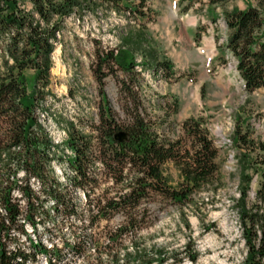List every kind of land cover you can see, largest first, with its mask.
Segmentation results:
<instances>
[{
  "label": "rangeland",
  "instance_id": "obj_1",
  "mask_svg": "<svg viewBox=\"0 0 264 264\" xmlns=\"http://www.w3.org/2000/svg\"><path fill=\"white\" fill-rule=\"evenodd\" d=\"M128 2L141 6L145 15L137 19L124 9L126 1L119 8L100 2L93 12L68 17L63 23L52 54L49 93L41 108L68 131L74 126L76 131L91 138L93 148L87 153L92 161L89 173L98 184L92 191L87 188L91 193L88 199L86 190L73 184L75 174L70 162L74 156H68L65 147L60 149L50 176L69 192L76 213L64 216L51 199H46L44 213L35 216L39 224L33 232L35 238L59 248L64 243L79 247L75 253L63 246L56 264H113V256L121 260L124 254L134 252L136 246L147 253L163 250L168 257L164 264H244L247 247L236 202L240 197L241 172L232 140L240 124L243 132L249 130L252 138L264 142V88L251 94L244 91L232 58L221 51L227 39L223 10L211 5L210 0ZM254 4L255 0H232L227 6L244 10ZM140 27L148 38L143 50L154 53L153 59L148 54L147 61L171 60L174 75L168 80L164 72L144 70L140 66L136 68V76L129 78L116 68L104 79L106 99H103L101 85L92 69L96 52L116 49L124 34ZM222 56L229 59L227 65L220 62ZM142 58L137 55L139 63ZM32 78L33 74L29 73L30 85ZM125 79L133 80L132 90L137 99L134 103L122 91L121 81ZM104 100L110 103L122 129L130 121L126 112L130 102L162 138L170 141H185L182 124L188 118H203L218 150V181L194 194L186 205L173 203L160 194L144 198L136 208L137 227L121 236L112 237L128 224L122 213L114 214L109 220L99 217L97 224H91L90 218L98 214L99 201L104 204L119 192H126L123 184H117L97 158L95 128L100 122ZM257 152H252L253 160L264 156ZM248 171L252 176L249 201L254 202L264 165L254 161ZM163 174L170 188H177L182 182L174 162L164 165ZM31 185L35 193L43 195L42 183L31 181ZM17 199L22 202L21 195ZM15 238L11 250L29 246L22 234H16Z\"/></svg>",
  "mask_w": 264,
  "mask_h": 264
},
{
  "label": "trees",
  "instance_id": "obj_2",
  "mask_svg": "<svg viewBox=\"0 0 264 264\" xmlns=\"http://www.w3.org/2000/svg\"><path fill=\"white\" fill-rule=\"evenodd\" d=\"M124 1V9L137 19L145 15L141 6H133L128 0H0V208L5 210V214L0 212V264H31V260L37 257L35 251L11 250L10 244L16 238L10 232L13 229L24 230L20 223L22 217L37 231L39 224L35 216L44 213L46 199H51L64 216L76 213L69 192L50 176L51 141L39 124L36 111L49 93L50 70L54 63L52 54L65 19L93 12L100 2L119 8ZM231 1L210 0V4L223 10L227 39L221 51L232 58L244 91L251 94L264 88V0H255L254 5L244 10L228 9ZM147 42L146 33L140 27L124 34L116 49L96 52L97 60L92 69L101 85L103 99H106L104 79L116 68L129 78L136 76V68L140 66L144 70L162 71L168 80L174 75L171 60L147 61L154 57L152 50L148 53L143 50ZM137 55L143 56L140 63ZM219 60L224 65L229 63L224 56ZM29 73L33 74L31 85ZM132 82V79H125L121 84L123 93L128 98L132 97L134 103L137 99ZM104 101L100 122L95 128L99 146L97 158L115 182L123 184L126 192H119L104 204L99 201L98 214L90 218L91 224H97L99 217L109 220L114 214L122 213L128 224L120 227L112 237L121 236L137 227L136 208L144 198L160 194L173 203L186 205L194 194L218 181V150L203 118H188L182 124L185 141H170L162 138L138 107L135 104L130 106V102L126 108L130 121L122 129L110 103ZM237 126L232 142L237 148L235 156L239 157L241 172L240 197L236 202L247 247L244 264H264V174L252 202L249 201L252 176L248 171L254 161L264 165L263 155L259 156L262 162L258 161L259 158L253 160L251 156L252 152L258 151L257 155L264 153V142L252 138L249 130L243 132L240 124ZM73 127L69 130L67 144L75 152L70 162L75 174L73 184L86 190V197L90 199L91 193L87 188L92 191L98 184L89 173L92 161L87 153L93 148L92 140ZM120 132H125L127 138L118 142L116 135ZM168 162H174L182 175V182L174 189L167 185L163 174V167ZM23 170L25 175L21 178L19 174ZM33 178L41 181L43 195L31 188ZM16 189L26 200L24 208L14 197ZM38 244L34 248L40 254L46 249L41 241ZM78 248L75 245L72 251L76 253ZM134 250L126 254L123 263L117 255L113 256V264H152L155 260L164 264L168 260L163 250L154 254L140 250L139 246Z\"/></svg>",
  "mask_w": 264,
  "mask_h": 264
},
{
  "label": "bare ground",
  "instance_id": "obj_3",
  "mask_svg": "<svg viewBox=\"0 0 264 264\" xmlns=\"http://www.w3.org/2000/svg\"><path fill=\"white\" fill-rule=\"evenodd\" d=\"M55 52V51H54ZM56 59V58H55ZM43 108H39L37 111V117L39 124L41 125L42 129L47 133L50 141H51V149L49 151L50 157H51V169L56 164L55 156L57 155V152L60 151L62 148H66L65 152L68 153V156H75L74 149H72L70 146L67 145L68 139H69V131L67 128L62 127L53 117L49 116L47 112H44L42 110ZM47 111V110H46ZM61 152V151H60ZM59 154V153H58ZM64 157V156H63ZM66 157V156H65ZM67 159V158H66ZM60 160V159H59ZM64 160V159H63ZM69 166V165H68ZM56 170V169H55ZM70 170V168H69ZM56 172V171H55ZM63 172V171H62ZM74 173V172H73ZM66 174V173H65ZM25 175L24 170L19 174V177H22ZM70 175V174H69ZM61 177V176H60ZM32 182H39V180L33 178ZM31 184V183H30ZM33 186V185H32ZM79 191V190H78ZM15 194V197L22 196V193L18 189L14 190L13 192ZM80 198V197H79ZM20 199V198H19ZM79 211V210H78ZM0 212L5 214V210L3 208H0ZM71 226V225H70ZM33 232H36L34 229L31 231L25 233L26 239L29 243V249H26L28 247L22 248V251L31 253L32 251H35L38 253L37 257L34 260H31V264H56L58 261V258L61 256V248H57V246L52 244H44L42 241V246L45 247V251H41L40 254L34 248L35 244H38L40 240H37L35 238V234ZM70 242V241H69ZM112 243V242H111ZM39 245V244H38ZM75 245L73 244L70 246L67 245V248L71 249ZM15 247V246H14ZM17 247V246H16ZM37 247V246H35ZM39 247V246H38ZM19 248H21L19 246ZM107 249V248H106ZM78 252V250L76 251ZM110 253V252H109ZM154 254V253H153ZM60 255V256H59ZM92 255V254H91ZM93 256V255H92ZM122 256V255H121ZM126 254H124L122 259L120 260V263L124 262ZM160 256V255H159ZM153 257L157 258L158 255H154ZM99 258V257H98ZM154 258V259H155ZM32 259V258H31ZM89 259V258H88ZM161 259V258H160ZM159 260V259H158ZM29 264V263H28ZM152 264H158L157 260H155Z\"/></svg>",
  "mask_w": 264,
  "mask_h": 264
},
{
  "label": "built area",
  "instance_id": "obj_4",
  "mask_svg": "<svg viewBox=\"0 0 264 264\" xmlns=\"http://www.w3.org/2000/svg\"><path fill=\"white\" fill-rule=\"evenodd\" d=\"M37 112V111H36ZM39 185H41V181L39 180ZM32 189H33V187H31ZM14 197H15V195H14ZM20 205H21V208H24L25 207V205H26V200H25V198L23 197V195H22V202H20ZM21 223H23V226H24V230L23 231H15L14 229L13 230H11V232H10V235H14V237L16 236V234H22L23 236H25V233L26 232H28L30 229H34V226L31 224V223H29V221L25 218V217H22L21 218ZM24 223H26V224H24ZM28 223V224H27ZM26 226V227H25ZM29 226V227H28ZM5 239H3V241H4ZM109 241H111V240H109ZM67 243H64L63 244V246H64V248L66 247L67 248ZM63 246L61 247L60 246V248H63ZM57 248H59L58 247V245H57ZM15 250H22V248H15ZM62 250V249H61Z\"/></svg>",
  "mask_w": 264,
  "mask_h": 264
},
{
  "label": "water",
  "instance_id": "obj_5",
  "mask_svg": "<svg viewBox=\"0 0 264 264\" xmlns=\"http://www.w3.org/2000/svg\"><path fill=\"white\" fill-rule=\"evenodd\" d=\"M127 138V134L125 132H120L116 135V140L121 142Z\"/></svg>",
  "mask_w": 264,
  "mask_h": 264
}]
</instances>
